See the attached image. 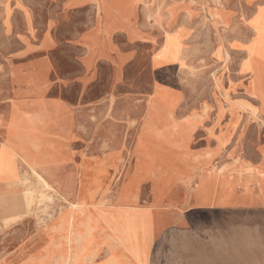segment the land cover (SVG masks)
<instances>
[{
	"label": "rangeland",
	"instance_id": "obj_1",
	"mask_svg": "<svg viewBox=\"0 0 264 264\" xmlns=\"http://www.w3.org/2000/svg\"><path fill=\"white\" fill-rule=\"evenodd\" d=\"M107 2L120 5L111 8L109 32L101 8ZM178 33L176 60L161 58L168 35ZM88 35L95 42L89 49L84 41ZM260 50L264 52V0H103L100 6L90 0H0V118L8 120L18 90L45 78L49 84L45 99L59 98L74 108H90L91 112L83 113L87 116L83 132L90 124L98 128L93 143L72 146L73 151H83L81 175L73 176L69 164L66 168L72 178L71 202L76 205L53 196V208H47L48 200L43 199L47 191L34 175L29 180L37 192L25 209L21 205L26 200L0 195V264H27L52 240L60 239L69 248L67 238L43 221L45 210L56 214L62 207L77 226L86 224L93 233L88 264H111L112 257L121 264H133L126 249L109 248L110 235L115 217L126 215L118 199L122 186L138 177L134 168L129 170L135 164L131 154L142 148L154 119L150 111L137 142L144 110L159 98L172 101L162 106L174 110V140L167 145L176 151L175 164L138 178L140 198L130 205L138 211L134 214L145 213L154 222L149 264H255L254 260L264 264V212L256 216L247 210L171 203L196 196L201 185L209 187V196H220L225 190L223 196L228 198H255L262 184L259 194L264 199V117L253 113L249 105L264 112V98L254 94L260 88L257 84L264 83ZM87 53L94 57L89 73L84 64ZM251 63L257 73L244 69ZM87 74L92 80L82 84ZM228 122L232 124L223 145L225 153L208 160L207 142ZM113 148L121 152L118 165L108 167L107 180L95 199L78 206L83 171L88 170L86 191L90 193L95 190L93 170L100 167L104 151ZM157 180L160 186L174 187L169 199L155 201ZM20 189L23 194L25 187Z\"/></svg>",
	"mask_w": 264,
	"mask_h": 264
},
{
	"label": "bare ground",
	"instance_id": "obj_2",
	"mask_svg": "<svg viewBox=\"0 0 264 264\" xmlns=\"http://www.w3.org/2000/svg\"><path fill=\"white\" fill-rule=\"evenodd\" d=\"M108 1H118V2H127L130 0H108ZM100 3V2H99ZM125 4V3H124ZM124 4L121 5L124 7ZM102 5V2L99 6ZM112 6H120L119 4H111L107 2L104 7H101L104 10L103 17L105 20L108 21L106 31H110L112 27V15H111V8ZM215 9V8H214ZM216 16V15H215ZM222 20V19H221ZM253 24H257L256 22ZM223 25V24H222ZM226 26V25H225ZM183 30V28H181ZM179 33L176 36L168 35L166 41L164 43V49L162 52V57L168 61H175L177 57V52L175 49V44L179 41L178 40ZM255 46V45H254ZM9 48V47H8ZM262 55L264 53L262 50L259 51ZM160 68V63H156V66ZM244 69L251 73H257L256 65L251 63L249 65L244 66ZM258 69V66H257ZM257 77V76H256ZM260 79V77H258ZM162 84V83H161ZM164 84V83H163ZM255 84V83H254ZM166 85V84H164ZM260 86L259 91L254 92L257 97L264 98V83L257 84ZM169 88H172L171 84L166 85ZM257 87V86H256ZM179 94H177V98L175 101L178 102ZM172 101L170 99H163L159 98V100L153 101L151 100L150 104L153 107L152 116L154 117L152 125L148 129V133L145 136L142 144V148L135 154L134 152L131 154L130 159L131 162H135L133 167L130 169H135V174L138 177L130 180L128 183L122 186V189L119 194V201L120 204L123 205L124 208L121 212L124 211L126 214L124 217L119 216L115 217V221L113 223V234L110 235L111 243L109 244V248L113 250L112 247H122V249H126L128 254L134 258L133 264H149L150 260V253L152 249V241L155 235V227L154 222H152L150 217H146V214L140 213L139 216L134 214L136 211L133 208H130V205L137 203L139 201V194H138V178L147 177L155 173V170L159 167L161 169L167 170L168 168L172 167L175 163L172 161V158L175 154V150L170 149L172 145V141L174 140L173 134H170L167 129V117H164L162 121L156 123L159 117H163L164 114H161L155 110L154 107L158 108L161 107L163 104L170 105ZM150 105V106H151ZM252 106V109L255 111L256 108L253 106L252 103H249ZM164 107V106H162ZM13 123L22 122L23 117L18 116L15 111L12 112L11 117ZM6 119L1 117L0 121L4 122ZM10 135L14 137H18L20 134L18 131L13 130L10 131ZM181 134V133H180ZM185 136L184 133L181 134ZM51 136V135H50ZM169 141L170 146L167 145ZM21 147V145H18ZM17 150V147H15ZM19 148V147H18ZM19 150V149H18ZM19 152V151H18ZM18 152H13V158L17 157ZM120 151L117 149H111V151H104V156L102 161L100 162V167L97 170H93L94 176L92 181V187L95 189L94 191H90L87 193L86 191V179L87 171H83V175L81 176L82 182V193L79 194L78 197V206H84L88 203L89 198L94 200L95 194L98 192V189L103 186L104 182L107 180V173L106 170L109 166L116 167L118 162L120 161ZM9 151L3 150L1 152V159H0V179H18L13 181V183H9L7 186L12 189H16L21 187L22 185L25 187L23 194L22 193H11L13 197L17 199L26 200L25 205H21V208L25 209L29 206L34 198L35 192H37L36 188H33L30 180L29 175L26 171L23 176H19L14 169L15 163H10L7 159V155ZM12 154V153H11ZM20 154V153H18ZM25 159L29 166L31 167V174L34 175V179L38 185H40L47 194H43L44 197L48 200L46 207H52V200L53 196L57 197L58 199L65 201L68 204L76 205V203L71 202V187L70 182L72 178L69 175L64 176L63 173L59 175L56 173L57 170H61L60 162L55 159L54 156L51 157V166L55 164L57 167H51V171H47L45 169L38 170L36 164L33 162L28 161L24 156L22 157ZM11 159V157H10ZM131 164V163H130ZM38 165V164H37ZM12 166V167H11ZM14 166V167H13ZM39 168H41L38 165ZM56 169V170H55ZM103 174V175H102ZM31 178V177H30ZM179 179V177L175 176V179ZM165 180L163 179V182ZM154 199L156 202L163 201L165 197L169 199L170 194L173 192V188H169L166 185L160 186L159 181H154ZM28 185V186H27ZM175 185V184H174ZM177 185V184H176ZM27 186V189H26ZM262 191L264 193V187H262ZM224 192V194H223ZM211 193V190L206 185H201L197 189L196 197L206 196ZM105 194V192H104ZM221 200H227L228 197L223 196L226 195V191L222 190L220 193ZM245 200V199H244ZM19 201V200H18ZM55 201V200H54ZM57 201V200H56ZM169 201V200H168ZM17 207L20 204H15ZM129 207V208H128ZM56 208V207H55ZM63 208V207H62ZM61 208V209H62ZM60 209L59 212L53 214V212L49 210H45L47 215L43 217V221L48 223V229L50 230H57L61 233V236L67 240V244H69V248H65V243L60 239L56 241H51L46 246L44 245L43 248L39 249L38 253L33 255L30 259H28L27 264H88V257L92 256L90 248L94 244V237L90 227L84 224V227L77 226L74 219L71 218L69 212H62ZM213 216V215H212ZM176 222V221H175ZM171 227V225H170ZM157 228V227H156ZM64 231V233H63ZM169 234V233H168ZM60 236V237H61ZM109 238V240H110ZM245 240L244 237H242ZM166 249V248H165ZM111 264H121L119 258L112 257L110 258ZM163 264V263H162Z\"/></svg>",
	"mask_w": 264,
	"mask_h": 264
},
{
	"label": "crops",
	"instance_id": "obj_3",
	"mask_svg": "<svg viewBox=\"0 0 264 264\" xmlns=\"http://www.w3.org/2000/svg\"><path fill=\"white\" fill-rule=\"evenodd\" d=\"M90 1L100 4L99 2H102L103 0ZM90 36L88 35L84 37V41L87 44L86 48L88 49L89 45H95L94 40H92ZM90 54L87 53V57L85 58L86 60L84 62L86 71L88 73L93 71L92 68L94 63V57ZM91 77V74H87L86 79L83 78L80 81H82L81 83L83 84L85 81L92 80ZM29 85L24 90H18V98L11 102V110L8 120L5 122H0V130L4 127V133L0 132V159L1 152L3 150L9 151L7 159L10 163H15L13 170H15L19 176H23L26 171L29 176H33L31 174L32 169L28 162L22 158L23 156L28 159V161L36 164L38 170L45 169L47 171H51V167H57L55 164L51 166V157L54 156L55 159L60 162L62 167L61 170H57L56 173L59 175L63 173V175L66 176V168L69 164L70 169L74 172L73 176L79 177L83 170V151H73L72 146L77 143L91 144L93 143L91 139H94L95 134H98V128H93L92 124H90V129H87L85 133L83 132V129L87 128L86 126L83 127L84 117H87H83V113H89V111L91 112L90 108H74L66 101L59 98L48 101L45 99V91L49 89V84L45 78L42 80H33V83L29 82ZM151 110L153 109L150 105L144 110L145 115L140 122L137 142L139 137L143 134V132H145L144 123ZM155 110L161 114H166L165 116L168 118L166 130L171 133L173 130L172 119L174 112L172 107L161 106L159 109L155 108ZM13 111H15L18 116L23 117L22 122L13 123L11 120ZM252 111L253 113L260 112L264 117L262 108H256L255 111ZM88 116L90 123H93L94 118L91 115ZM221 117L222 115H218V119L221 120ZM231 124L232 123L228 122L227 125L219 129L220 132L218 136L211 137L212 139L207 142V144L210 145L208 154L206 155L208 160H211V158L215 157L216 155L220 156L221 154L225 153L223 152V145L228 138V126ZM219 125L221 127V121L219 122ZM13 130L18 131L20 135L18 137L11 136L10 131ZM211 140L214 141L211 142ZM18 145H21V147ZM15 147H17V150ZM15 151H19L18 153L20 154L17 153V157L14 159L13 152ZM37 164L41 168H39ZM15 180L0 179V195L20 192V187L12 189L7 186L9 183H13ZM260 186L258 187V194L255 198L254 196L246 198L232 197L227 198V200L224 201L220 199V196L216 195L196 197L194 194L193 196L190 194V196L186 197L184 201L176 200L175 202L171 203L172 205L174 204V206L176 205V207L184 205L189 207V205H192V207L196 208H214L218 209L219 211L233 209L235 211L239 210L245 212V210H247L251 211L252 215L257 216V214L260 215L261 212H264V199L259 194ZM251 222H254L253 219ZM254 233L255 230L251 232V238H254ZM253 262L255 264H260L259 260H254Z\"/></svg>",
	"mask_w": 264,
	"mask_h": 264
}]
</instances>
